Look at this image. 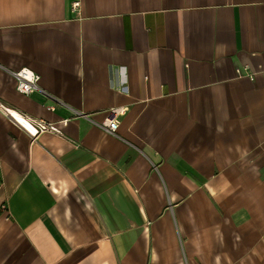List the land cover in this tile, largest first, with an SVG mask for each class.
Masks as SVG:
<instances>
[{"label":"crops","instance_id":"0c3cea01","mask_svg":"<svg viewBox=\"0 0 264 264\" xmlns=\"http://www.w3.org/2000/svg\"><path fill=\"white\" fill-rule=\"evenodd\" d=\"M0 171V264H264V0H0Z\"/></svg>","mask_w":264,"mask_h":264},{"label":"built area","instance_id":"2783aa9c","mask_svg":"<svg viewBox=\"0 0 264 264\" xmlns=\"http://www.w3.org/2000/svg\"><path fill=\"white\" fill-rule=\"evenodd\" d=\"M79 5H80L79 1L74 3L75 7ZM237 72L239 75H247L252 79L254 78V73L249 70L238 68ZM11 73L16 79V88L18 91L29 94L39 89V80L41 76L32 68L23 66L17 70L11 71ZM111 110L114 112H123V110L117 107H114ZM9 111L13 115V117L17 120V122L23 125L32 136H36L45 131L62 133L61 129L57 126V124L52 121H48L44 119H34L20 113H18V115H20L18 116L17 114H14V112H12L10 109ZM83 115L86 116L87 114L84 113ZM101 124L103 127H105V129L108 132L111 133H115L119 125L118 120L116 118H109V117H106L101 122ZM2 186H3V177L0 171V190Z\"/></svg>","mask_w":264,"mask_h":264},{"label":"bare ground","instance_id":"6f19581e","mask_svg":"<svg viewBox=\"0 0 264 264\" xmlns=\"http://www.w3.org/2000/svg\"><path fill=\"white\" fill-rule=\"evenodd\" d=\"M14 112V114H17L18 115V113L17 112H15V111H13ZM18 116H20V115H18Z\"/></svg>","mask_w":264,"mask_h":264}]
</instances>
